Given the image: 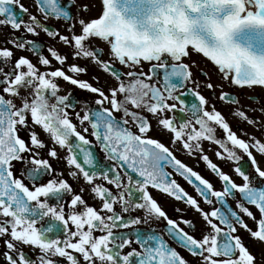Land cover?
I'll list each match as a JSON object with an SVG mask.
<instances>
[{
    "label": "snow or ice",
    "instance_id": "1",
    "mask_svg": "<svg viewBox=\"0 0 264 264\" xmlns=\"http://www.w3.org/2000/svg\"><path fill=\"white\" fill-rule=\"evenodd\" d=\"M4 30L0 264H264V0H0Z\"/></svg>",
    "mask_w": 264,
    "mask_h": 264
},
{
    "label": "flooded vegetation",
    "instance_id": "2",
    "mask_svg": "<svg viewBox=\"0 0 264 264\" xmlns=\"http://www.w3.org/2000/svg\"><path fill=\"white\" fill-rule=\"evenodd\" d=\"M22 2L25 3V4L27 5V4L30 3V0H29L28 2H26L25 0H22ZM5 36H6V30H4L3 33H0V41H3V40L5 39ZM200 67H201V68H205V69H207L208 66H207L206 64L201 63V64H200ZM195 70H196V69H193L194 74H196V71H195ZM215 79H216V77L213 76V80H215ZM253 95H262V96H264V92H260L259 90H257L256 92H246L245 97H242V99H243V103H244L245 105L252 104L253 106H257V104H258L259 102H257V101H252V100L248 99V97L253 96ZM218 107H221L222 110L225 112V114L228 113V108H227V107H224V106L219 105V104H218ZM250 114H254V115H257V116L260 115V113H259L258 111H257L256 113H250ZM229 119L231 120V119H233V118H232L231 116H229ZM244 127L247 128V125H245ZM248 130L251 131L252 129L249 128ZM211 154H212V153L209 152V155H211ZM181 158L184 159L186 162L190 163L191 165H193L194 167L196 166L195 161H193L191 158H189L186 154L182 155ZM213 159H215V158L213 157ZM197 170H198V171H203V172L206 173V169L204 168V165H203L202 163L199 165V167L197 168ZM178 179H179V178H178ZM180 182H181L182 184H184V181L181 180ZM185 186L187 187L186 184H185ZM189 191H191L190 188H189ZM162 199H163L165 202L167 201V198H166V197H164V198H162ZM152 226H156L157 228L161 227V225H157L155 221H153L151 225H145L144 227H145V228H148V227H152ZM259 248H260V246L257 245V247H256L255 250H256V251H259Z\"/></svg>",
    "mask_w": 264,
    "mask_h": 264
},
{
    "label": "rangeland",
    "instance_id": "3",
    "mask_svg": "<svg viewBox=\"0 0 264 264\" xmlns=\"http://www.w3.org/2000/svg\"><path fill=\"white\" fill-rule=\"evenodd\" d=\"M26 2H28L29 0H25ZM196 71V70H195ZM202 79V78H201Z\"/></svg>",
    "mask_w": 264,
    "mask_h": 264
}]
</instances>
